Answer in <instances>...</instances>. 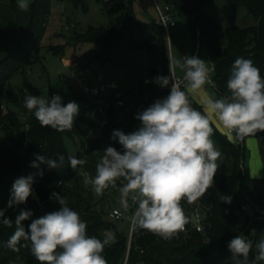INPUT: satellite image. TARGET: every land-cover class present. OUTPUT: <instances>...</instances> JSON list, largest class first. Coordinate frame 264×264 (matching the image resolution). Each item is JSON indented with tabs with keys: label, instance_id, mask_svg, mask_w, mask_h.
Instances as JSON below:
<instances>
[{
	"label": "trees",
	"instance_id": "16d2710c",
	"mask_svg": "<svg viewBox=\"0 0 264 264\" xmlns=\"http://www.w3.org/2000/svg\"><path fill=\"white\" fill-rule=\"evenodd\" d=\"M52 0H30L28 26L17 46L0 60V209L13 221V226L0 224V264H39L29 248L21 247L14 252L6 246L15 231V218L21 210H30L32 216L23 221L28 230L32 220L61 207L53 193L63 196L68 206L78 212L87 223V233L103 239L107 231L115 234V242L105 247L102 255L107 264H121L127 254V264H234L227 262L232 253L227 245L236 235L249 236L252 227L260 224L254 217H245L241 224L242 200L244 192H249L251 178L245 174L242 165L244 147L235 145L222 134L210 120L213 128L212 139L222 152V172L214 176V185L201 199L192 204L186 200L181 205L189 218L187 231L180 232L170 240L162 239L146 230L136 228L129 238L118 230L115 221L102 206L111 193L119 192L124 181L118 180L117 187L108 188L95 199L91 185L84 183L85 175L94 177L96 163L104 150L115 147L121 150L118 140L112 139L115 130L131 133L139 126L137 114L151 106L157 99L167 97L170 87L161 88L153 78L157 75L169 76V50L167 35L156 21L140 22L134 19L132 5L135 0H98L106 12L116 15L110 28L88 27L84 32L70 33L66 44L78 45L93 42L96 49L90 62L100 67L109 61L117 50L146 51L158 48L161 53V67L152 71L149 83L140 82L129 90L111 94L100 111L95 104L75 119L70 131L58 132L50 127H42L34 115L24 107L25 96L18 97L11 85L12 78L24 73L32 64L40 61L41 42L47 30ZM86 9L88 0H57ZM214 0H167L173 9L181 13L199 45H204L212 64V80L218 96L228 94L227 80L231 67L237 57L251 59L264 77V0H227L233 9L245 7L255 23L251 26H231L222 28L206 15L204 8ZM15 0L11 6L16 9ZM196 23L199 27L197 28ZM55 54L63 53L62 45L48 46ZM172 75V73H171ZM184 88L182 87L181 90ZM192 107L206 115L202 107L190 96ZM97 129L99 136L91 138L90 133ZM262 152H264V131L257 132ZM75 145V152L66 148V141ZM26 146L24 147V142ZM65 156V164L59 169L49 168L47 164L31 167L36 155L48 158ZM73 155L87 161L85 165L72 170L67 157ZM42 171L43 175L38 173ZM34 175L32 185L37 199L29 196L25 203L8 207L14 181L20 177ZM60 183V184H59ZM230 196L231 203L222 199ZM136 206V205H135ZM194 211L203 218V231L197 232L190 224ZM264 264V262H261Z\"/></svg>",
	"mask_w": 264,
	"mask_h": 264
},
{
	"label": "clouds",
	"instance_id": "9594fccd",
	"mask_svg": "<svg viewBox=\"0 0 264 264\" xmlns=\"http://www.w3.org/2000/svg\"><path fill=\"white\" fill-rule=\"evenodd\" d=\"M17 7L27 12L30 0H17ZM169 64L182 72L187 90H181L171 73L154 77L152 82L159 87H170L167 97L157 99L137 114L140 123L136 130L128 134L115 130L112 139L118 140L121 150L107 147L96 163L95 176L84 177V183L91 185L97 195L117 187V181L122 179L124 183L118 189L121 206L128 210L129 200L136 205L130 218L133 226L165 240L185 231L189 223L181 201L192 204L214 185L222 152L212 139L210 118L214 116L229 133H236L235 138L229 136L230 140H244L264 131V77L251 59H235L227 80V95L205 96L204 108L208 115L192 107L189 93L201 91L206 84L215 87L211 78L213 69L195 55L169 59ZM24 107L42 127L58 132L70 131L79 115L78 103L63 104L58 94L51 99L27 94ZM37 161L59 169L65 164V156L36 155L31 167L38 168ZM67 162L72 170L87 163L73 155H68ZM38 175L42 176L43 172ZM33 183V174L17 178L8 207L25 203L32 193ZM52 195L61 205L60 209L32 220L28 230L22 222L28 220L32 212L21 210L6 246L14 252H19L21 247L29 248L39 264H107L102 253L106 246L115 242V234L109 230L103 239L89 236L87 223L79 213L68 206L63 196L55 192ZM231 199L225 196L222 200L231 203ZM0 224L13 226V221L2 209ZM227 247L234 264H249V254L253 250L251 240L236 235ZM255 253L252 264L264 262V238L255 244Z\"/></svg>",
	"mask_w": 264,
	"mask_h": 264
},
{
	"label": "rangeland",
	"instance_id": "374dc122",
	"mask_svg": "<svg viewBox=\"0 0 264 264\" xmlns=\"http://www.w3.org/2000/svg\"><path fill=\"white\" fill-rule=\"evenodd\" d=\"M164 10L167 0H138L133 2L132 14L135 20L140 22H152L158 19L156 4ZM17 7V0L14 2ZM176 22L175 27L168 30V50L170 59L181 58V56H198L206 61L209 68L212 65L208 59L204 45H199L196 38L190 31L186 18L171 9ZM206 15L217 22L222 28L231 26H251L255 23L254 18L248 14L245 7L240 6L233 9L227 0H214L204 8ZM116 15L108 14L98 0H88L86 9L74 8L72 5L57 0L51 1L50 15L47 21V30L42 39L40 50V61L32 64L24 73L18 72L11 80L18 97L45 96L51 99V93L60 95L62 103L67 104L75 101L79 105V116L94 102L85 91L101 84L115 82L116 89L110 90L111 94L123 93L140 82L151 81L152 71H158L161 67V53L158 48L146 51H124L117 50L111 59L101 67L90 62L96 45L93 42H84L78 45L66 44L71 32H84L88 27L110 28L115 22ZM62 45L63 53L55 54L48 46ZM170 48V49H169ZM180 72L177 69L176 74ZM213 71L211 72V76ZM100 78V79H99ZM187 84V83H186ZM211 97L220 98L212 85L206 84ZM186 90V89H183ZM76 117V118H77ZM220 124V123H219ZM220 132L229 139L231 135L235 138L236 133H229L220 125ZM99 136L97 129L90 133L91 138ZM230 140V139H229ZM235 145L242 144L244 155L242 165L245 174L251 178L249 192H244V215L241 217V224L245 223V217L260 221L252 227L249 239L253 242V250L249 254V264L255 260V244L264 238V152L255 136L244 138V143L231 139ZM217 147V146H216ZM66 148L69 152H75V145L72 141H66ZM222 159L216 174L222 172ZM258 175L257 177H253ZM93 191V190H92ZM95 199L100 195L93 192ZM129 209L125 210L120 204V193H111L105 200L102 208L109 215L113 209H118L122 217L115 221L119 231L129 236L131 228V217L135 211V205L129 200ZM110 219V218H109ZM227 262L234 263L232 254L227 257Z\"/></svg>",
	"mask_w": 264,
	"mask_h": 264
},
{
	"label": "crops",
	"instance_id": "0c3cea01",
	"mask_svg": "<svg viewBox=\"0 0 264 264\" xmlns=\"http://www.w3.org/2000/svg\"><path fill=\"white\" fill-rule=\"evenodd\" d=\"M11 2L12 0H0V60L5 58L17 46L29 23V15L21 11L19 8L14 9L11 6ZM175 25L172 27H175ZM176 71L177 68H175L174 65H171L172 77L182 78V72L180 71L177 75ZM186 83L187 82L185 81L183 88L187 90ZM209 95L210 93L207 90L206 85L199 92L189 93V96L202 107L204 112V99L205 96ZM206 115H208V113H206ZM210 120L218 130L219 127L222 129L220 126L221 124H219L214 116H212ZM226 131L229 132L227 129ZM239 142L244 143V140H239Z\"/></svg>",
	"mask_w": 264,
	"mask_h": 264
},
{
	"label": "built area",
	"instance_id": "2783aa9c",
	"mask_svg": "<svg viewBox=\"0 0 264 264\" xmlns=\"http://www.w3.org/2000/svg\"><path fill=\"white\" fill-rule=\"evenodd\" d=\"M138 1V0H135ZM157 11H158V19L156 20V23L160 26L163 27L167 37H168V30L170 27L175 25V20H174V15L173 12L171 11L172 7L170 4H166L164 7V10H162L157 3L155 4ZM177 84H179L180 88H182L185 84V81L182 78H175L172 77ZM100 79V78H99ZM117 84L115 82H110L107 84H101L99 86L93 87L91 89H87L85 91V94L89 97L94 99L93 104L96 105L98 110H102L103 106L106 104V98L111 95L110 90L116 89ZM54 93H51V98L54 96ZM26 146V141L24 142V147ZM60 184V183H59ZM245 208L244 206L241 207V211H244ZM122 217L121 212L118 209H113L109 213V218L113 220H120ZM190 224L192 229H194L197 232L203 231V218L200 215L199 212L194 211L191 215L190 219ZM136 227L133 226L132 221H131V228H130V233H129V238L131 237L132 233L135 231ZM185 231H187V227H185ZM127 259L128 256L126 254L123 262L121 264H127Z\"/></svg>",
	"mask_w": 264,
	"mask_h": 264
},
{
	"label": "water",
	"instance_id": "95a60500",
	"mask_svg": "<svg viewBox=\"0 0 264 264\" xmlns=\"http://www.w3.org/2000/svg\"><path fill=\"white\" fill-rule=\"evenodd\" d=\"M196 25H197V28H198L199 27L198 23H196ZM31 195H32L33 198L37 199V195H36L35 190L33 189V187H32Z\"/></svg>",
	"mask_w": 264,
	"mask_h": 264
}]
</instances>
